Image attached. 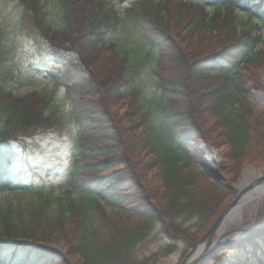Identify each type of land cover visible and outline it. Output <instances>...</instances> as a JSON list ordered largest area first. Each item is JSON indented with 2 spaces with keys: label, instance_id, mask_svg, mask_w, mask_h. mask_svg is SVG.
I'll use <instances>...</instances> for the list:
<instances>
[{
  "label": "trees",
  "instance_id": "obj_1",
  "mask_svg": "<svg viewBox=\"0 0 264 264\" xmlns=\"http://www.w3.org/2000/svg\"><path fill=\"white\" fill-rule=\"evenodd\" d=\"M74 1L52 0L61 24L52 29L44 19L41 0H18L20 28L38 53L42 50L39 34L53 49L59 48L57 37L74 35L72 41L62 42H69L64 50L75 51L77 61L55 51L63 68L56 66L51 74L55 90L62 88L69 98L66 114L52 105L50 96L34 92L32 103L27 97L12 96L6 88L10 75L0 70V140L21 142L48 129L60 132L64 117L68 118L75 132L70 137L72 156L65 184L80 195L53 199L49 192L37 189L36 203L26 216L18 208L0 207V264H73L69 261L73 255L79 256V264H140L136 248L156 225L171 241L168 251L178 239L191 247L218 215L231 189L212 180V184L198 183L200 176H206L197 165L201 143L224 145L226 158L233 162L231 170L264 158V108L254 111L247 97L249 88L259 86L257 71L248 70L249 79L242 72L257 69L264 61L261 37H248L247 32L240 38L231 30L232 39L226 36L214 49L203 46L205 36L196 38L197 32H192L191 40L182 34L174 37L162 15L142 7H151L149 1L135 2L122 15L101 0ZM185 1L197 15L209 6L216 12L221 8L233 12L249 5L250 17L264 2ZM205 19L201 17L200 23L214 37L223 31L215 27L212 17ZM120 21L137 33V41L151 44L159 54L154 56L155 51L147 48L129 62L122 55L128 52L124 45L102 42L103 34ZM256 27L251 23L249 28ZM86 56L94 59L86 64ZM152 58L156 59L157 91L147 103L141 84L132 85V79L136 83L135 77ZM94 60L105 61V66L98 67ZM127 70L132 78L125 76ZM122 101H128V107L120 114L115 107ZM151 107L159 111L157 120L152 119ZM7 158L0 154V164ZM187 166L196 171L185 173ZM152 167L157 169L156 189L140 170ZM10 187L0 176V191ZM104 205L115 213H106ZM187 220H194V231L184 226ZM261 238L264 231L236 247L257 249ZM58 240L64 241V253L47 244ZM258 252L252 264H264ZM216 257L212 253L197 264H209ZM232 264L249 263L238 258Z\"/></svg>",
  "mask_w": 264,
  "mask_h": 264
},
{
  "label": "rangeland",
  "instance_id": "obj_2",
  "mask_svg": "<svg viewBox=\"0 0 264 264\" xmlns=\"http://www.w3.org/2000/svg\"><path fill=\"white\" fill-rule=\"evenodd\" d=\"M74 1V0H73ZM98 1V0H97ZM107 8H112L116 13H124L126 9L134 5L135 2L149 1L152 6L142 4V7L148 9L152 13L160 14L167 22V30L176 37L182 34L187 40L192 39V32H197L196 38L204 37L203 46H210L216 48L222 45L225 37L231 35V30L235 31L240 38H244L247 33L248 37L259 36L264 41V24L256 23V20L250 19L247 22V15L245 10H248L249 5L243 6L241 9H236L233 12H226L224 8L216 12L212 6L204 9V13L197 15L196 9H187L185 0H101ZM195 1V0H193ZM207 1V0H200ZM45 4V21L52 29L60 27V18L58 17V10L52 5V0H41ZM51 2V3H49ZM78 0L74 1L77 4ZM264 5V2L263 4ZM257 17H264V11L257 10L253 13ZM21 15V7L18 0H0V70L7 72L10 78L6 81V88L11 92L12 96L27 97L31 100L32 93H39L40 95L50 96L52 105L58 109L62 114L68 113L69 98L66 96L62 88L55 90L53 76L51 73H56L55 67H62L60 61L56 59L55 51L63 54L73 62L77 61L76 52H66L64 48L68 45V41L63 43V40L68 39L72 41L74 35H66L63 40L57 37V45L59 48L50 47V42L46 37L39 34L37 37L42 46L41 54L38 53L35 43L27 38L20 28L19 20ZM122 15V14H121ZM206 16V21L211 17L216 28L221 26L222 32L218 31L215 34L209 33V28L202 26L200 18ZM256 23L257 27L250 29L251 23ZM117 26L110 32L103 34L102 42L106 44L110 42L124 45L128 52L125 55L129 62L136 60L139 57L138 51H145L147 48H152L155 53L159 54V50L151 44H144L137 41V33L130 27H127L123 21L117 22ZM226 30V31H225ZM225 31V33H224ZM235 33V34H236ZM246 37V38H248ZM230 40L232 36L228 37ZM181 41L180 39H178ZM140 43V46H137ZM73 44V43H72ZM121 46V47H122ZM52 48V49H51ZM133 49V51H131ZM262 50L261 46L257 48ZM61 50V51H60ZM264 52V51H263ZM156 54V55H155ZM264 55V53H263ZM148 57L145 56V60ZM94 58L90 59L86 56L87 62H92ZM95 61V60H94ZM98 67L105 66V61H95ZM91 64V63H90ZM101 64V65H100ZM92 67V65H89ZM63 68V67H62ZM105 68V67H104ZM156 59L152 58L149 64L142 67L141 75L135 77V82L132 79V85L137 87L141 84L142 93L147 103L156 91ZM257 71L258 88H249L247 97L252 101L254 111L264 108V98L258 97L256 94L264 96V61L257 69L250 67L243 69V73L249 74L244 78L249 79L251 73L248 71ZM246 71V72H245ZM125 76L132 78L131 72L127 70ZM221 79V78H219ZM6 80V79H5ZM253 95V96H252ZM252 96V97H251ZM35 101V100H34ZM128 101H122L121 105H116L115 111L118 110L120 114L126 111ZM52 106V107H53ZM152 109V119L159 117V111ZM150 110V109H149ZM143 111V110H142ZM157 120V119H156ZM62 133L48 129L46 131L38 132L30 138H26L20 142L19 139L0 140V154L8 156L6 162L0 164V176L10 182L11 187L0 191V207L11 206L18 208L22 214L26 216L27 211L36 203L38 192L37 189L49 192L50 196L55 198L73 197L78 198L79 193L72 191L65 183H69L68 171L71 165L72 156V141L70 137L75 132L74 124L68 118L63 119ZM1 127V123H0ZM18 140V141H17ZM208 143V142H207ZM206 143V144H207ZM204 144L201 143V146ZM200 146V147H201ZM208 146L215 155L210 154L207 150H198L199 160L210 172L218 171L224 181V185L230 186V192L222 203L224 206L232 197L238 187V182L241 180L244 170L248 167H253L255 170L260 169L261 174H264V158L253 160L252 162H245L240 164L238 171L231 170L232 160L226 158V148L222 144ZM142 155V153H140ZM136 160H140V156L134 155ZM2 165V166H1ZM141 174H144L145 179L151 181L153 189L159 187V182L156 180L157 169L152 167L150 169H140ZM185 173H194L196 168L193 166L183 167ZM144 179V178H143ZM198 183L212 184L207 176H200ZM55 204L51 205L50 209H54ZM255 207V208H254ZM109 215L115 213V209L104 205L103 207ZM241 219L230 221L227 224V231L236 228H256L264 224V198L254 204H248L242 208ZM194 220H187L184 226H189L190 231H194V226L191 223ZM171 241L162 232L160 225L149 233V235L136 248V258L140 264H179L185 251L189 248L184 239H178L172 242L173 248L171 251L167 250ZM258 248L252 249L250 246L239 249H220L217 257L209 262V264H232L238 258L252 264L256 256L255 252L259 250L262 254L261 259L264 260V239H258ZM47 244L53 246L61 253L65 252V244L63 240L50 241ZM169 249V248H168ZM262 249V250H260ZM258 252V253H259ZM73 264H79L81 259L79 256L73 255L69 258Z\"/></svg>",
  "mask_w": 264,
  "mask_h": 264
},
{
  "label": "water",
  "instance_id": "obj_3",
  "mask_svg": "<svg viewBox=\"0 0 264 264\" xmlns=\"http://www.w3.org/2000/svg\"><path fill=\"white\" fill-rule=\"evenodd\" d=\"M258 97L264 98L261 94H256ZM253 96V95H252ZM251 96V97H252ZM201 151L207 150L210 154L215 155L212 150L208 147L207 144H204L200 147ZM200 168L212 179L217 180L221 184H225L223 179L221 178V174L218 171L210 172L208 168H204L202 163L198 161ZM246 170V169H245ZM244 170V171H245ZM260 169H258L259 171ZM246 176L244 173L242 175ZM248 178V176H247ZM264 181V174L261 172L257 173L255 177L248 178V181L243 184L244 186L239 189V191L235 194V196L225 205V207L220 211L214 221L211 223L209 228L203 234V236L199 239V241L187 251L183 259L179 264H197L204 257L212 253L215 249L222 245H226L229 243H234V241H238L248 236L249 234L256 233L264 230V227H256V228H238L228 231L229 234H234L235 237L232 239H226L219 235L218 230L222 224L227 213L239 202L241 197L246 194L249 190L255 188L259 183Z\"/></svg>",
  "mask_w": 264,
  "mask_h": 264
},
{
  "label": "bare ground",
  "instance_id": "obj_4",
  "mask_svg": "<svg viewBox=\"0 0 264 264\" xmlns=\"http://www.w3.org/2000/svg\"><path fill=\"white\" fill-rule=\"evenodd\" d=\"M260 170H255L253 167H248L244 171V174L246 176H243L241 180L238 182V189L242 188L247 181L248 178L255 177L257 173H259ZM248 176V178H247ZM264 198V181L259 183L255 188L252 190L248 191L246 194H244L239 202L227 213L225 216L224 220L222 221V224L218 230L219 235L226 239H232L235 237L234 234H229L227 231V224L230 221H235L238 219H241V214H242V208L245 207L248 204H254L255 202H259ZM255 208V207H254Z\"/></svg>",
  "mask_w": 264,
  "mask_h": 264
}]
</instances>
